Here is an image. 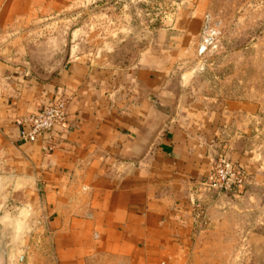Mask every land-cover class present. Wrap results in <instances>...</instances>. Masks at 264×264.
<instances>
[{"label": "crops", "instance_id": "0c3cea01", "mask_svg": "<svg viewBox=\"0 0 264 264\" xmlns=\"http://www.w3.org/2000/svg\"><path fill=\"white\" fill-rule=\"evenodd\" d=\"M213 4L182 0L157 29L149 22L133 56L89 60L87 36L66 14L72 0H0V251L10 249L9 264H231L236 250L264 264L263 210L249 222L231 197L201 186L223 155L264 192L251 145L263 101L201 94L191 68ZM58 98L67 119L51 153L22 143L17 122Z\"/></svg>", "mask_w": 264, "mask_h": 264}, {"label": "rangeland", "instance_id": "374dc122", "mask_svg": "<svg viewBox=\"0 0 264 264\" xmlns=\"http://www.w3.org/2000/svg\"><path fill=\"white\" fill-rule=\"evenodd\" d=\"M103 1L118 2L120 6L112 10L105 5L102 11L96 9L97 3L101 5L100 0H72V9L66 12L77 24L73 30L79 29L82 36H87L85 51L89 60L96 58L97 51L105 56L114 55L116 59L133 56L143 47L149 22L153 30L157 29L161 20L173 16L176 4L182 0ZM213 3L205 16L203 37L191 66L201 94L216 98H258L264 106V0H213ZM112 17L120 18L116 26L107 23ZM97 18H103V25ZM80 21L85 26L80 27ZM97 40H100L98 44ZM257 136L251 145L260 151L264 163V120ZM226 196L234 201L230 210L238 211L241 217L247 214L249 222L257 216L256 212H264V192L252 191L249 185L238 195ZM246 196L254 200L251 202ZM240 234L235 236L236 241ZM230 255L231 264H239L240 257H248L242 263L245 264L250 262L253 252L241 256L236 250Z\"/></svg>", "mask_w": 264, "mask_h": 264}, {"label": "built area", "instance_id": "2783aa9c", "mask_svg": "<svg viewBox=\"0 0 264 264\" xmlns=\"http://www.w3.org/2000/svg\"><path fill=\"white\" fill-rule=\"evenodd\" d=\"M66 101L58 98L44 105L35 114L19 120L20 141L25 144L43 145L45 154L51 153L54 148L55 133L66 123ZM247 175L225 156L220 155L211 165V170L201 184L207 193L238 195L247 186Z\"/></svg>", "mask_w": 264, "mask_h": 264}, {"label": "water", "instance_id": "95a60500", "mask_svg": "<svg viewBox=\"0 0 264 264\" xmlns=\"http://www.w3.org/2000/svg\"><path fill=\"white\" fill-rule=\"evenodd\" d=\"M10 242L13 244V240H10ZM11 243H9V246L11 248ZM10 249L9 251L7 250V247H3L2 251H0V264H9V260H10Z\"/></svg>", "mask_w": 264, "mask_h": 264}]
</instances>
